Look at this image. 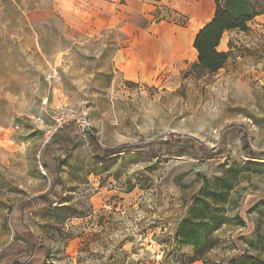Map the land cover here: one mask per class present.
I'll return each instance as SVG.
<instances>
[{
	"label": "rangeland",
	"instance_id": "rangeland-1",
	"mask_svg": "<svg viewBox=\"0 0 264 264\" xmlns=\"http://www.w3.org/2000/svg\"><path fill=\"white\" fill-rule=\"evenodd\" d=\"M99 1L0 0V113L15 116L12 127L34 129L22 139L47 140L43 146L46 151L49 145L67 135L66 121L80 117L77 102L84 92L95 93L104 88L113 89L105 93L113 104L120 103L121 96L127 95L129 101L138 102L142 108L147 104L158 111L169 94L179 93L190 101V107L176 116L172 124L176 130L164 133L168 138L158 142L123 145L109 154L105 151L113 149L95 152L93 148L87 159L80 161L74 151L84 150L88 142L85 138L89 136L75 137V145L67 149L63 158L57 157L63 161L59 171L71 169L70 177L84 183V188L79 184L65 185L56 193L53 185L57 177L50 176L46 168V174L29 169L27 176L40 181L34 186L38 194L23 199L29 192L0 173V196L8 195L7 200L0 199V233H15V239H26L15 230L24 205L27 226L31 225L39 233L37 236L36 232H30L28 236L51 242L32 244L35 251L29 253L36 257L33 264H86L96 260L101 264H205L203 260L189 263L194 247L180 243L177 235L183 221L199 207L197 200L211 202L208 194L223 192L226 202L218 206V215L224 223L213 231L221 243L207 257L209 264H232V259L238 258L257 236V230L264 235V157L258 155L264 153V115H261L264 84L260 83L264 80V31H261L264 20L257 19L264 13L249 22L246 31L236 29L224 33L222 47L218 49L227 52L229 58L217 72L208 73L193 68L198 58L193 39L213 18L214 0H169L165 6L167 11L157 8L154 2L152 20L163 25V37L178 42L177 48L182 49L183 57L177 64L165 66L155 74L129 79L115 59L124 40L123 33L92 24ZM67 6H72L73 13H64ZM77 6L81 8L80 13L76 11ZM92 65L102 70L91 75ZM77 80L79 84L73 83ZM176 83L181 86L174 90ZM81 87L84 92H79ZM192 91L199 94L192 97ZM225 91L232 103L217 115L220 110L216 100ZM237 99L242 102L237 103ZM83 108L94 110L85 116L88 120L99 118L94 100H89ZM14 109L25 115L16 114ZM38 117L41 121L37 122ZM59 120L66 123L55 131L50 125H58ZM130 123L126 121L125 126ZM41 124L48 127L41 128ZM200 127L205 129L200 134L203 139L191 134ZM98 131L91 125L94 140L98 139ZM209 131L214 135L207 136ZM49 132L53 133L51 139H48ZM8 139L10 129L5 125L0 129V149ZM121 151L123 156L119 155ZM135 164L148 167L133 173L119 193L105 196L103 189L112 180L119 181L127 167ZM117 165L113 173L111 169ZM85 172L101 177L96 189L99 195L93 193L96 204L87 208L72 203L76 195H88L91 185L83 175ZM48 183L51 184L48 192L40 191ZM223 186L230 190L222 189ZM50 192L58 199L48 205L37 201ZM84 202L77 201V204ZM134 204L137 210L147 214L145 220L149 215L151 219L146 226L127 231L125 222L116 217L128 216V209ZM140 223L143 221L136 222ZM122 227L127 234L121 233L122 238L106 259L104 253L92 250L93 246L107 249L111 241L106 237L113 236ZM93 229L99 231H90ZM38 248L43 250H38L40 255L36 256Z\"/></svg>",
	"mask_w": 264,
	"mask_h": 264
},
{
	"label": "clouds",
	"instance_id": "clouds-1",
	"mask_svg": "<svg viewBox=\"0 0 264 264\" xmlns=\"http://www.w3.org/2000/svg\"><path fill=\"white\" fill-rule=\"evenodd\" d=\"M169 0H155V4L157 8H160L162 11H167L165 8L168 5ZM257 19L264 20V15L258 17ZM264 31V29H261ZM252 47L253 45H249ZM102 69L95 68L92 65L91 75H95L96 71H100ZM67 71V69H65ZM264 75V73H262ZM259 79V77H257ZM73 83L79 84V81H73ZM260 83L264 84V80H261ZM96 87H100L99 85H95ZM180 83H176L173 86V89L180 88ZM112 88H104L98 92H84V88H79V92H84L83 98H81L78 103V111L80 112V117L77 120L79 124V119H82L83 116L88 115L89 111H94L93 109H84L83 105L88 103L89 100H94L96 104L95 111L99 112V118H91L85 122V124H79L76 127L75 132H70V134L75 137L77 133H81L84 127L88 125H95L99 131L96 133L98 139L93 141L89 137L85 139L88 141L84 150H75L74 156L79 155V160L84 161L88 157V153L95 148L98 151L103 152L106 149H119L123 145H133V144H146L149 141H159L162 139H166L164 133L172 132L176 129L172 126L173 121L176 119L177 115L182 113V110L188 109L190 107V101H186L183 96L179 95V93L175 95L169 94L168 100L166 103L160 105L159 110H152L147 104L145 107H141V105L136 101H129L127 95L121 96V102L118 104L110 103L111 97H105V93L112 92ZM123 91V89H122ZM35 95H39V92L34 93ZM197 91H192L190 96L194 97L198 95ZM145 96L148 95L147 92L144 93ZM237 103H241L242 101L237 99ZM232 100L230 99L228 92L225 91L221 93L216 100L217 108L220 110L217 115L222 112L223 108L227 105L231 104ZM180 107L177 108L176 106ZM175 108V112L173 109ZM18 115H25L24 112L13 110ZM258 111V110H257ZM148 112H151V115H147ZM206 116V113H204ZM264 115V113H261ZM57 115L53 116V119H56ZM15 119V116L11 113H0V129H4L5 125L10 129V139H8L7 143L3 145V148L0 149V173H3L5 177L9 180L13 181L15 184L19 185L22 188H25L29 192V196L23 197V199H30L32 196L38 194V191L34 190V186L39 184L40 181L33 180L27 176L29 169H36L38 171H45L43 168L44 162H48L49 168L46 170L47 173L53 178L59 176L61 179V183H58L54 189V192L60 193L62 189H64L65 185H75L79 184L81 188L86 187L84 183H81L78 180H73L69 172L71 169L65 168L64 171L58 172L56 170V165L58 164V160L56 157L63 158L66 155L67 149L71 148L70 144H65V149L61 151H57L59 148V144H53L52 148L49 152L44 151V145L47 143V140H41L32 138L30 141H25L22 137H28L31 131L34 129H25L19 125L16 127H12V121ZM131 121L130 125L125 126L126 121ZM53 130H56L59 125H50ZM207 126V125H206ZM41 128L48 127L44 124L40 125ZM204 127H200L194 130L191 134L199 136L201 139L204 137L200 134L204 132ZM70 131V130H69ZM207 136L214 135L213 131H209L206 133ZM51 139V138H49ZM61 143H64L62 140ZM120 156H123L124 153L121 151L119 153ZM75 163V161H74ZM112 168L111 171L113 173L116 172L117 168ZM147 164H135L127 167L126 171H124L119 181L112 180L110 184H108L104 189L103 193L105 196L111 195L114 193L120 192V187L123 185L125 181H127L130 177H132L133 173H137L147 168ZM86 176L87 180L90 182L91 187L88 188V195H76V199L72 201L77 207H90L96 204V189L99 187L100 176L92 173L88 175L87 172L83 173ZM101 175L107 176L108 173H102ZM133 179H135L133 177ZM51 184H44L40 191L48 192ZM96 193V195H93ZM65 195H68V192H64ZM55 197H53L54 199ZM0 199H8V195L0 196ZM13 199L18 200L21 197H13ZM85 201L83 204H77V201ZM106 207V206H105ZM110 211V209H109ZM145 215H147L143 211L137 210L136 205L134 204L132 208L128 209V216L118 215L116 218L122 220L127 225V231H134L136 227H144L150 221L151 216H148V220H145ZM137 221H143L139 225L136 224ZM72 223H78V221H73ZM16 230L21 233L22 236H25L26 239H15V233L11 235H4L0 233L2 236V241H0V252H3L5 249H8V246L11 245L12 248L9 249V264L10 260L16 258L12 253H18L22 261H28L29 259H35V256H28L24 253L29 251H35L32 249V244L36 243L37 246L41 243L51 244L50 241H45L43 239L33 240L32 237L28 236L30 232H36L37 236H39L38 231L31 227V225L25 227L24 224L17 222L15 225ZM65 227H68L65 224ZM90 231H99L98 229H93ZM125 228H121V230L115 233L113 236L106 237L109 241L107 249L104 247H96L93 246V251H98L104 253V259L107 258V254L112 251L115 246V243L118 242L119 238H122L121 233L127 234ZM58 246V245H53ZM40 253L37 252L36 256H39ZM82 255H86V253H82ZM0 264H5V261L0 260ZM67 264V262H65ZM86 264H101L100 260L96 261H86Z\"/></svg>",
	"mask_w": 264,
	"mask_h": 264
},
{
	"label": "trees",
	"instance_id": "trees-1",
	"mask_svg": "<svg viewBox=\"0 0 264 264\" xmlns=\"http://www.w3.org/2000/svg\"><path fill=\"white\" fill-rule=\"evenodd\" d=\"M214 2L216 8L213 18L197 32L193 43V47L198 53V58L193 64V68L208 73L217 72L225 65L229 58L227 52L218 49L224 33L236 29L246 31L249 22L256 16L264 13V0H214ZM74 126L78 127L75 121H68L66 123L67 128L65 131H67V135L62 137L60 142L53 143L59 144V148L56 149L57 151L65 149L63 148L65 144H70L71 146L75 145V137L81 133H77V135L73 137L70 132L76 131V127ZM87 136L95 141L91 132H88ZM62 140L64 144H60ZM166 143L168 142L166 141ZM53 144L49 145L45 152H49ZM247 149H249L250 154H254L249 146ZM117 150L118 149L108 150L105 151V153L109 154ZM95 152L98 151L95 149ZM258 155L264 157V153H259ZM56 159L58 160L56 170L60 172L59 169L63 161L57 157ZM44 168H46V170L49 168L48 162H45ZM57 178L56 183L53 185L54 189L58 183H61L59 176H57ZM222 189L230 190V188L226 186H223ZM53 197L55 198L53 199ZM208 197H210L211 202H206L201 199L197 200V202L200 201L199 207L190 217L183 221L178 231L177 238L180 243L192 245L194 247V253L189 258V263L203 260L205 264H209L210 260L207 255L221 243V239L216 236L213 231L220 229L224 223L223 218H220L218 215V206L224 204L226 200L223 192H212L208 194ZM57 199L58 196L54 192H50L47 195L38 197L37 201L42 205H48ZM21 209L23 216L19 220V223L24 224L26 227L27 224L24 216L26 213L25 206H21ZM255 234L257 236L250 240L248 246L244 248L243 253L240 254L238 258L232 259V264H264V235L258 233V230ZM38 250L42 251L43 248H38L37 252ZM8 251L9 247L0 253V260L5 261V264H9L8 257L10 254L6 253ZM24 254L31 257L29 252ZM12 255L16 258L11 259L10 263L16 261L22 262L18 253H13ZM26 262L29 264L34 263L33 259H29Z\"/></svg>",
	"mask_w": 264,
	"mask_h": 264
},
{
	"label": "crops",
	"instance_id": "crops-1",
	"mask_svg": "<svg viewBox=\"0 0 264 264\" xmlns=\"http://www.w3.org/2000/svg\"><path fill=\"white\" fill-rule=\"evenodd\" d=\"M154 2L100 0L99 8L93 12L95 18L92 24L96 28L118 29L123 33L124 40L117 49L115 59L129 79L155 74L165 66L177 64L183 57L182 49L177 48L178 42L163 37V25L152 20ZM79 6L76 11L80 13ZM72 10V6H67L64 13L71 14ZM219 47H222V41Z\"/></svg>",
	"mask_w": 264,
	"mask_h": 264
},
{
	"label": "built area",
	"instance_id": "built-area-1",
	"mask_svg": "<svg viewBox=\"0 0 264 264\" xmlns=\"http://www.w3.org/2000/svg\"><path fill=\"white\" fill-rule=\"evenodd\" d=\"M78 118H79V117H78ZM78 118H74V119H72V120H67L66 122H68V121H75V122L77 123ZM36 121H37V122H38V121H41V117L36 118ZM86 121H88V119H87L85 116H83L82 119H79V124H85ZM66 122H65V121H62V120H59V124H58L59 127H58L56 130L62 128V127L64 126V123H66ZM77 124H78V123H77ZM79 124H78V126H79ZM90 129H91V125H88V126L84 127L83 131L81 132V135H86L88 132H90ZM56 130H55V131H56ZM52 135H53V133L49 132V134H48V139L51 138ZM43 168H44V165H43ZM44 170H45V169H44ZM42 172H43L44 174H46L45 171H42Z\"/></svg>",
	"mask_w": 264,
	"mask_h": 264
},
{
	"label": "bare ground",
	"instance_id": "bare-ground-1",
	"mask_svg": "<svg viewBox=\"0 0 264 264\" xmlns=\"http://www.w3.org/2000/svg\"><path fill=\"white\" fill-rule=\"evenodd\" d=\"M203 26H204V25H203ZM195 52H197L196 49H195Z\"/></svg>",
	"mask_w": 264,
	"mask_h": 264
}]
</instances>
